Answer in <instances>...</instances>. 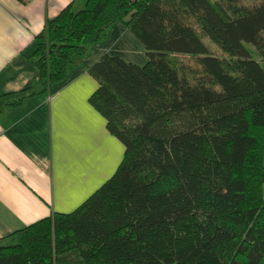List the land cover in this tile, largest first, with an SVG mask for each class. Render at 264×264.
Masks as SVG:
<instances>
[{"label":"trees","instance_id":"16d2710c","mask_svg":"<svg viewBox=\"0 0 264 264\" xmlns=\"http://www.w3.org/2000/svg\"><path fill=\"white\" fill-rule=\"evenodd\" d=\"M118 22L149 62L103 56L90 102L124 159L76 211L1 239L0 264H264V0L70 5L36 37L41 93Z\"/></svg>","mask_w":264,"mask_h":264},{"label":"crops","instance_id":"0c3cea01","mask_svg":"<svg viewBox=\"0 0 264 264\" xmlns=\"http://www.w3.org/2000/svg\"><path fill=\"white\" fill-rule=\"evenodd\" d=\"M85 0H0V241L56 213L82 206L118 170L126 147L91 104L90 69L105 55L144 66L149 56L126 22L46 93L31 58L36 37L65 8Z\"/></svg>","mask_w":264,"mask_h":264},{"label":"rangeland","instance_id":"374dc122","mask_svg":"<svg viewBox=\"0 0 264 264\" xmlns=\"http://www.w3.org/2000/svg\"><path fill=\"white\" fill-rule=\"evenodd\" d=\"M257 1L258 0H245V3L247 5H253ZM206 43L211 47V49L216 55L222 56V52L209 39H206ZM175 58L179 59V61L182 63H188L191 65H194L196 63L192 57L187 56V55H175Z\"/></svg>","mask_w":264,"mask_h":264}]
</instances>
